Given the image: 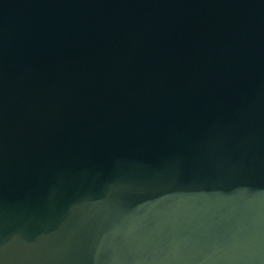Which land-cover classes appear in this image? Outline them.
<instances>
[{
	"label": "water",
	"instance_id": "water-1",
	"mask_svg": "<svg viewBox=\"0 0 264 264\" xmlns=\"http://www.w3.org/2000/svg\"><path fill=\"white\" fill-rule=\"evenodd\" d=\"M0 264H264V0H0Z\"/></svg>",
	"mask_w": 264,
	"mask_h": 264
}]
</instances>
